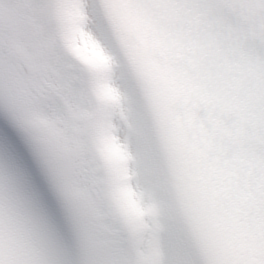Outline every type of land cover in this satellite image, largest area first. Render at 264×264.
<instances>
[{"label": "snow or ice", "instance_id": "obj_1", "mask_svg": "<svg viewBox=\"0 0 264 264\" xmlns=\"http://www.w3.org/2000/svg\"><path fill=\"white\" fill-rule=\"evenodd\" d=\"M0 264H264V0H0Z\"/></svg>", "mask_w": 264, "mask_h": 264}]
</instances>
